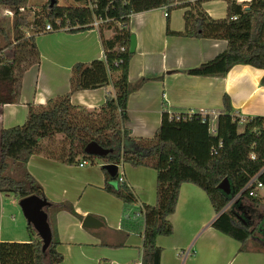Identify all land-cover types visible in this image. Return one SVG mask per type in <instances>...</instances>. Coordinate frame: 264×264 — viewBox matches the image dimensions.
Segmentation results:
<instances>
[{
  "label": "trees",
  "instance_id": "16d2710c",
  "mask_svg": "<svg viewBox=\"0 0 264 264\" xmlns=\"http://www.w3.org/2000/svg\"><path fill=\"white\" fill-rule=\"evenodd\" d=\"M224 1L228 4V17L213 19L202 8L203 0H94L92 8L88 0H75L76 6H60L57 0L51 6L49 0L40 6L37 14L31 7V0H0V9L13 13L11 30L0 25V107L19 103L24 72L29 65L40 63L36 36L45 34L47 25L54 31L77 33L94 29V20L102 19L104 22L98 29L105 53L104 60L73 66L67 94L50 99L43 106L30 104L24 125L0 131V194L19 200L35 195L49 202L46 211L53 234L46 252L40 238L23 243H1L0 264L62 263L63 255L57 250L59 241L53 226L55 215L67 211L83 219L71 204L51 202L40 183L28 172L30 157L39 151L68 165L80 159L92 163L100 160L104 164H129L157 172L156 205L136 207L137 198L132 189L125 183L113 184L119 180V175L112 178L102 167L104 191L123 202L126 211L123 226L132 225L143 232L141 264H160L162 249L157 245V238L173 235L174 228L168 218L175 213L184 183L206 192L219 215L212 227L238 241L240 253L249 251L248 244L256 252L264 253V212L255 227L251 214L256 208L263 206L264 209L263 201L244 198L223 211L264 165V117L248 118L244 125L233 122L235 113L225 95L224 110L215 119L204 118L199 112L190 118L184 112L180 120L170 119L164 105L161 126L152 138L132 137L126 127L130 121L129 96L139 87L128 80L134 56L130 53L132 15L166 7L169 17L174 9H188L185 30L174 33L168 27V35L227 42L225 51L187 70L188 75L223 78L237 65L264 70V0H252L246 8L237 0ZM27 30L31 33L29 37ZM105 30H112L113 35L106 39ZM15 42L20 46L28 44L29 48L13 49ZM27 57L33 58L28 66H23ZM261 83L264 85V76ZM109 85L114 87L115 95L109 94L98 110L90 111L71 103L77 91ZM57 135L64 138L66 147L56 151L43 146L42 141H50ZM91 142L114 149V153L104 158L87 155L84 150ZM252 155L256 156L255 160ZM224 179L229 180L231 195L219 189ZM261 179L264 180V176ZM133 206L138 212L131 211ZM28 232L36 233L30 224ZM257 232L261 238L256 236Z\"/></svg>",
  "mask_w": 264,
  "mask_h": 264
},
{
  "label": "crops",
  "instance_id": "0c3cea01",
  "mask_svg": "<svg viewBox=\"0 0 264 264\" xmlns=\"http://www.w3.org/2000/svg\"><path fill=\"white\" fill-rule=\"evenodd\" d=\"M44 0H40L43 2ZM202 8L213 19L228 17L224 0H203ZM177 8L165 17L162 8L131 16V33L137 47L130 62L128 80L139 85L129 96L126 127L135 138H152L161 126L162 113L204 111L219 115L224 110V96L230 99L233 113L264 117V70L237 65L223 78L191 76L186 73L213 60L227 48L224 40L197 39L168 35L186 28L185 12ZM112 30H105L107 39ZM40 63L29 65L23 74L20 101L0 107V131L25 124L29 105H46L50 99L70 91L72 68L77 63L104 60L99 29L72 33L52 31L36 36ZM109 94L108 87L77 91L71 103L90 111L100 109ZM44 146V144H43ZM68 165L39 151L27 164L28 172L43 187L53 203H68L84 217L92 215L102 222L96 229H86L67 211L55 215L53 226L63 255L60 264H141L143 236L140 230L123 226V202L104 191L103 161H87L84 167ZM91 163V167L89 164ZM125 184L137 198L136 207L157 203V172L148 167L119 166ZM19 199L0 194V244L30 242L40 238L30 234L23 222L10 217L19 213ZM206 192L190 183L182 184L175 213L168 218L173 235L159 236L162 249L160 264H264V253L239 252L241 244L217 231L212 223L218 217ZM123 244L122 247H118Z\"/></svg>",
  "mask_w": 264,
  "mask_h": 264
},
{
  "label": "water",
  "instance_id": "95a60500",
  "mask_svg": "<svg viewBox=\"0 0 264 264\" xmlns=\"http://www.w3.org/2000/svg\"><path fill=\"white\" fill-rule=\"evenodd\" d=\"M56 3V0H51V6ZM137 47V39L134 34L131 36L130 42V53L134 54ZM84 152L87 155H93L99 158L107 157L114 153V149H106L101 147L96 142L89 143ZM112 178L118 176L119 166L116 164H103L102 166ZM219 189L227 195H231V187L228 179H224L220 185ZM19 206L22 209L24 217L28 224H30L35 232L40 237L43 242V251L46 252L50 247L53 239L52 229L49 222V215L47 213V208L50 207V203L43 200L35 195L23 198L19 201ZM228 206V205H227ZM226 209V208H225ZM225 209L223 211H225ZM82 226L86 229H96L102 226V222L92 216L88 215L84 217Z\"/></svg>",
  "mask_w": 264,
  "mask_h": 264
},
{
  "label": "built area",
  "instance_id": "2783aa9c",
  "mask_svg": "<svg viewBox=\"0 0 264 264\" xmlns=\"http://www.w3.org/2000/svg\"><path fill=\"white\" fill-rule=\"evenodd\" d=\"M88 1L90 3V8H92L94 0H88ZM251 1L252 0H237V2L239 4H242L243 7H248V4H250ZM162 9L164 11L165 17H168L167 8L164 7ZM7 14L11 16V18L13 19V13L11 11L8 10ZM103 22L104 21L102 19H96L94 20L93 26L98 28ZM52 31H54L52 27L50 25H47L45 32L48 33ZM196 113L198 112L187 113L186 116L190 118ZM199 114L204 118L211 117L215 119L217 117L216 115L209 114L204 111H200ZM169 116H170V119L175 117L176 120H180L181 118H183L181 113H171L170 112ZM247 120H248V117L235 113L232 121L237 122L239 125H244L247 122ZM263 126H264V119H263ZM252 159L255 160L256 156L252 155ZM86 164H87V161H82L79 164V166L84 167ZM262 176H264V165L262 166V168L257 174L249 178V180L247 181L243 189L238 194L233 196V198L231 199V201L229 202L225 210L229 209L234 203L244 198H251V199L264 201V180L261 179ZM120 182L125 183V180L123 178H120Z\"/></svg>",
  "mask_w": 264,
  "mask_h": 264
},
{
  "label": "rangeland",
  "instance_id": "374dc122",
  "mask_svg": "<svg viewBox=\"0 0 264 264\" xmlns=\"http://www.w3.org/2000/svg\"><path fill=\"white\" fill-rule=\"evenodd\" d=\"M47 2H49V0H44L43 2H40V0H31V3H32L31 7L35 9V13L37 14L41 10L40 6H43ZM57 3L60 6H76L77 5L75 0H57ZM248 6H249V4H248ZM244 8H246V7H244ZM7 11L8 10H6L4 8L0 9V25L7 30H11L12 18H11V16H9L7 14ZM26 34H27V37H29L31 35L29 30L26 31ZM16 48L19 51L21 49L29 48V45L25 44V46H20L18 42L17 43L15 42L13 49H16ZM6 53H9V50H7ZM32 58L33 57L25 58L23 66H28L29 63L31 62ZM42 144H44V146H50L51 148H54L56 151L60 150L62 146H64V147L67 146V143H65L64 138L61 135H57L54 139H51L50 141L44 140V141H42ZM91 166L92 165L90 163L89 167H91ZM120 178H124L122 171L119 174V180L114 181L113 184L119 185L121 183ZM263 203H264V201H263ZM0 206H1V204H0ZM17 210H19V213L16 214L15 212H13L10 214V217L11 218L14 217L15 220H17L19 222H23V224H25V228L28 230V223H27V221L24 217V214L22 212V209L20 208L19 205L17 206ZM133 210L135 212H138V208H135L134 206L131 207V211H133ZM262 212H264L263 206L260 208H256L255 211H253L251 213L253 215L252 216V218H253L252 226L253 227H255L257 225V223L259 222L258 217L260 216V214ZM256 236H258L259 238L262 237L259 232L256 233ZM248 247H251V244H248Z\"/></svg>",
  "mask_w": 264,
  "mask_h": 264
}]
</instances>
